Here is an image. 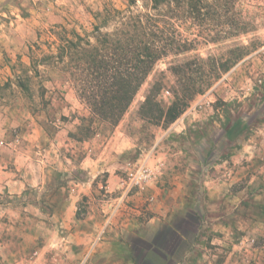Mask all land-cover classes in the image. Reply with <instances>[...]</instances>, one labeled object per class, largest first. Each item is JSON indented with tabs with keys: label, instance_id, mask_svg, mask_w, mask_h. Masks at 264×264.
<instances>
[{
	"label": "crops",
	"instance_id": "1",
	"mask_svg": "<svg viewBox=\"0 0 264 264\" xmlns=\"http://www.w3.org/2000/svg\"><path fill=\"white\" fill-rule=\"evenodd\" d=\"M77 120L50 132L27 116L13 134L10 118L2 119L0 196L32 199L0 211V264H77L101 231L105 239L88 264H135L130 241L172 226L183 234L170 253L175 264L264 261V115L247 122L249 131L227 152L215 153L217 141L195 139L205 113L188 109L145 149L155 147L152 162L162 163L156 179L122 204L125 158L143 148L140 138L119 123L102 142L98 133L78 140L70 136ZM221 137L227 139L224 129ZM57 172L64 174L60 185ZM84 200L86 212L74 218ZM23 211L40 216L16 219ZM37 243L40 256L29 261Z\"/></svg>",
	"mask_w": 264,
	"mask_h": 264
},
{
	"label": "rangeland",
	"instance_id": "2",
	"mask_svg": "<svg viewBox=\"0 0 264 264\" xmlns=\"http://www.w3.org/2000/svg\"><path fill=\"white\" fill-rule=\"evenodd\" d=\"M208 2L213 5L210 9L219 14L216 12L214 16L204 20L191 18L177 21L181 37L194 40L192 49L170 54L159 60L119 122L124 125L127 123V129L140 138L139 142L143 145L137 153L127 156L125 161L142 154L153 144L161 129L166 128L152 120L149 121L148 118H142L140 108L157 79L162 81V87L156 95V100L162 106L172 102L174 91L181 89L177 77L169 69L174 64L193 61V74L197 78L201 74V67L205 74L211 75L215 70L222 69L231 58L243 54L227 72L213 81L210 88L195 96L184 111L191 108L205 113L206 121L195 134V139L210 140L212 143L217 141L214 143L219 144V149L215 153L227 152L231 142L228 138L221 137L224 129L222 123L226 122V117L231 119V123L239 118L255 123L264 115V0ZM108 4L125 9L130 0H0V128L4 127L2 119L9 117L12 122L10 130L17 134L21 129L20 123L29 116L36 118L38 122H44L48 131L53 132L60 125H70L77 118V130L70 133L83 136L82 126H90L93 132L90 138L98 133L97 138L102 142L110 135L111 128L119 123L111 126L93 117L88 105L78 97L73 84L60 67L40 65L35 68L32 66L29 52V46L38 40V35L41 34V40H44L48 29L55 24L90 30L96 22L95 15L103 11ZM148 4L150 0H136L133 7L140 10ZM242 26L247 27L246 32L237 31ZM217 32H220L222 37L220 40L207 42L204 39ZM42 48L45 46L42 45ZM34 54L39 56L40 52ZM18 77L25 81L29 91L26 92L17 85ZM170 139L181 141V138L174 135H171ZM54 178L56 184L60 185L64 174L54 173ZM102 191L101 196L106 198V193L103 189ZM27 199L31 200L32 197L0 196V211L8 203H13L16 207L21 204L22 207V203ZM85 201L79 202L74 218H80L86 212ZM28 215L36 219L40 216H35L31 211H23L16 219L21 220ZM1 217L4 216L0 214ZM104 237V231L98 232V236H95L84 257L77 264H88ZM37 244V248L31 250L27 256L29 261L35 262L40 256L41 246ZM261 264H264V261Z\"/></svg>",
	"mask_w": 264,
	"mask_h": 264
},
{
	"label": "trees",
	"instance_id": "3",
	"mask_svg": "<svg viewBox=\"0 0 264 264\" xmlns=\"http://www.w3.org/2000/svg\"><path fill=\"white\" fill-rule=\"evenodd\" d=\"M135 3L136 0H130L125 9L106 5L95 15L96 22L90 30L55 24L48 29L44 40L40 34L38 40L29 46L33 67L59 66L73 84L78 97L88 105L90 114L111 126L122 120L159 60L192 49L194 40L181 37L177 21L204 20L217 12L210 9L213 5L208 0H150V4L140 10L134 9ZM237 31L246 32L247 27L242 26ZM221 38L220 32L204 37L207 42ZM37 51L39 56L34 54ZM242 55L231 58L222 69L211 75L205 74L201 67L197 78L193 74V61L171 65L169 69L177 77L180 91H174V99L169 105H160L156 95L162 81L157 79L140 108L142 118L168 127L184 113L195 96L210 88L213 81L227 72ZM17 85L29 91L21 77H18ZM82 127L83 136L75 133H70V136L78 140L90 138L93 134L90 126ZM222 127L226 137L232 141L250 129L243 119L231 123L229 117ZM179 234L183 235L179 228L172 226L150 238L130 241L134 263L175 264L170 253L179 245Z\"/></svg>",
	"mask_w": 264,
	"mask_h": 264
},
{
	"label": "built area",
	"instance_id": "4",
	"mask_svg": "<svg viewBox=\"0 0 264 264\" xmlns=\"http://www.w3.org/2000/svg\"><path fill=\"white\" fill-rule=\"evenodd\" d=\"M0 144L3 142L1 141ZM155 156V147L152 146L136 158L126 161L121 181L123 193L120 195L119 204H122L133 190L144 191L156 179L161 171L162 163L160 161L152 162Z\"/></svg>",
	"mask_w": 264,
	"mask_h": 264
}]
</instances>
